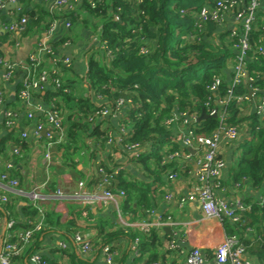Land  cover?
<instances>
[{"label":"crops","instance_id":"1","mask_svg":"<svg viewBox=\"0 0 264 264\" xmlns=\"http://www.w3.org/2000/svg\"><path fill=\"white\" fill-rule=\"evenodd\" d=\"M50 6L51 2L47 0H29L25 2L18 0L16 6L6 1L4 7L0 9V59L16 65L10 79L4 80L2 78L4 67L0 63V90L2 91L0 157L4 160L14 159L15 168L11 174L18 179L20 188L25 191L22 194H17L16 188L9 187L0 181V192L9 194L11 200L9 206L13 207L16 217L19 218V222H22L28 217L24 215L23 207L28 206L30 210H34L32 197L29 193L32 186L46 183V188L41 189V192L45 195L56 189L64 193H71L76 189L77 182L83 180L89 189L96 191L97 168L101 163L107 167L121 165L123 180L134 182L140 188H148L149 198L152 201L148 207L139 208L132 201L128 202L127 194H125L118 201V209H116L113 204L104 207H89L73 201L51 198L43 202L49 227L43 232L35 234L32 242L33 249L40 250L49 261L58 264H105L102 254L96 256L94 253L91 260L84 262H81L82 259L78 257L75 251L64 252L63 254L58 248V243L60 241L68 242L75 233H79L85 239H89L96 244L102 241L104 235L119 229L129 234L136 232L139 236L143 233L135 228V225L142 222H154L157 216L160 215L163 219L171 218V220L163 222L162 226L155 228L161 242L157 245V252L164 256L165 264H185V255L194 246L211 255L215 247L227 234L226 226L216 218L205 217L196 201L179 202L180 198L186 197L195 184L193 169L197 151L190 150L191 157L189 159H174L176 162L174 167L176 176L169 178L168 175L173 171L166 170L160 173L159 176L150 175L133 159L131 152L117 141H114L111 145H108L105 141L102 147L94 146L96 142L92 136L80 133L81 139H78L80 149L76 152L77 154L72 155L73 161H76V165L73 166L65 161V150L62 144L46 146V139L42 133L39 136L34 135L36 125L39 122L45 123L46 115L55 103L59 107L61 119H64L71 113L68 107L73 102L66 103L63 97L59 96L54 86L48 82L42 90L32 92L29 100L31 105H25L18 96L21 78L24 74V68L21 64H25L30 55H36L39 57L37 67L39 70L45 69L50 73L54 70L58 71L61 81L72 83L75 88L74 93L86 96L90 94L83 82V76L86 72V54L93 51L96 53L95 55H103L99 44L101 25L96 26L97 24H95L96 29H93L89 35L86 37L82 35V28H88L91 22L82 21L81 18L84 17L85 12L80 8V5L72 10L54 11L56 12L54 14L50 13L53 10ZM69 10L77 14V17L80 16L76 23L72 22L66 14ZM31 11L34 12L33 19H36L37 16L42 18L38 24H34L29 29L28 26H30V23L32 25V22H30L32 20L27 14L25 15L27 18L25 32H16L4 28V25H9L17 21L22 14L24 15L22 12L26 14V12ZM66 20H70V27H66ZM94 21H92V28ZM257 23L264 25V0L259 2ZM51 24H54L52 35L44 39L45 31ZM258 24L254 25L255 28ZM218 32L225 34L226 41H231L234 33L241 34L240 24L233 13H226L223 22L220 25L216 24V34L213 35L216 41L219 37ZM42 41H46L50 47L51 45L54 46V55L70 57L71 65L65 68L62 65L52 64L50 56L40 49ZM262 43L264 45V39ZM232 52L235 54L233 47ZM232 63L233 59L229 58L227 67L224 69V77L227 80H230L231 77ZM70 88L71 90L74 89ZM92 100L95 101L96 105L105 102L104 98L99 95L93 96ZM254 100L255 98L250 103L244 104L241 116L245 117L248 113L254 111L252 103ZM6 110H12L16 113L12 125L6 123ZM28 112L33 113L31 118L27 117ZM125 116L126 105L121 107L114 116L102 118L103 122L100 119V122H102L101 127L114 130L113 134L116 136L119 122ZM245 126L247 125L245 124ZM176 128L181 130L182 134L186 131V127L180 123L176 125ZM23 131L28 133L25 140L21 138ZM127 135L129 134L127 133ZM180 136L179 134L176 136L178 145H180L178 140ZM241 136L242 131H240L236 140L227 141L222 138L219 144V154L225 161V167L217 179L214 192L216 197L231 206L235 205L237 201L248 198V196H252L254 200L258 201L261 199L260 193L254 188L245 183L242 186L238 185L231 178L242 153ZM14 146L20 147L21 156L14 157L12 155L11 151ZM170 148L171 145H165L162 154ZM154 162V159L150 160L151 170L153 171L155 170ZM1 169L2 167H0ZM127 205H131L133 210L128 211ZM78 208L81 209L80 213L76 212ZM171 240L176 242L174 249L167 248V244ZM109 244L116 252V264H151V262H147V252L137 258L133 255V242L126 236L114 238ZM246 257L253 264H264V259L260 260L256 255L246 253ZM82 258L85 259L83 256Z\"/></svg>","mask_w":264,"mask_h":264},{"label":"trees","instance_id":"2","mask_svg":"<svg viewBox=\"0 0 264 264\" xmlns=\"http://www.w3.org/2000/svg\"><path fill=\"white\" fill-rule=\"evenodd\" d=\"M214 1L97 0L95 7H91L88 0L79 1L80 8L85 12L82 21L95 20L93 29H96L95 24L101 25L99 44L103 55H95L93 51L86 54L83 82L86 90L90 91L89 95H77L74 93L75 88L72 83L65 81H61L62 86L56 89L66 103L73 102L68 107L71 113L62 119L64 125L66 124L68 135L67 143H62L65 150L64 158L68 164L76 165L72 155L80 149L78 144V139H81L80 133L92 136L96 142L94 146L102 147L105 144L108 129L101 127L103 117L90 122L85 119L99 106L108 105L114 109L115 100L121 97L130 99V103L126 104V116L119 122V127L129 134H123L124 143H137L141 147L140 153L133 155V159L153 176H159L166 170L175 172V160L163 163L162 159L168 152L171 154L181 148L176 143V136L181 135L182 132L176 128V125L180 123L182 126H188V123H183L182 114L195 113L197 119L202 112L207 114V102L210 103L209 106L219 109L215 97H223L230 84V80L224 77V69L227 67L228 59L234 58L232 47L237 35L231 41H226L225 34L218 32L219 37L216 41L213 37L216 34L215 22L209 21L203 29H197L194 25V15L198 9ZM22 13L24 17L28 14L32 20L29 29L42 19L39 16L33 19V11ZM66 14L74 23L80 18L70 10ZM115 15H118L119 19H114ZM256 24H258L257 14L254 25ZM254 25L249 34L251 50L248 53L246 67L252 78L250 87L262 89L264 54L258 53L256 47L263 24H258L256 28ZM143 49L145 50L141 51ZM214 76L221 77V83L215 94L208 90V85ZM247 84L233 87L234 98L229 101L224 122L227 125H236L239 132L242 131L240 144L242 153L231 174L232 181L241 186L244 183L248 184L260 193L261 200H254L252 196L243 199L240 202L249 207L239 211V221L231 223L229 220H224L223 223L227 234H235L242 241L246 253L256 255L258 259L263 260L264 123L254 111L245 117L240 115L244 104L253 100L242 102L235 100L237 95L247 94ZM63 87L69 88L68 91H63ZM70 87L74 89L71 90ZM95 95L103 97L105 102L96 105L92 100ZM262 95H264L262 91L255 94L257 97ZM55 105L60 111L56 103ZM172 117H177L176 124L167 122ZM219 124L218 116L211 115L195 120L190 123V127L197 133L209 135ZM165 145H171V148L162 154ZM151 159L155 161L154 171L151 170ZM104 167L110 169L113 166L104 165ZM121 173L122 171L116 178L112 190L124 189L128 202L132 201L139 208L148 207L152 201L149 198V189L140 188L134 182H125ZM9 208L11 215L19 219L13 207L9 206ZM126 208L128 211L133 210L131 205H127ZM23 211L24 215L30 217L35 213L28 206H24ZM76 212L80 213L81 209H76ZM18 224L23 226L21 222ZM141 233L143 234L137 236L136 232L129 234L120 229L109 232L103 236L102 241L96 243L95 254L101 255L102 245L111 243L114 238L126 236L133 242L135 237H139L138 248L142 252L141 256L147 252V262L165 264L164 256L157 252V245L161 242L155 228L148 233ZM30 251H33V246L29 248L28 252ZM77 255L82 259L81 262L86 261V258L83 259L79 253ZM49 263L58 264L54 261Z\"/></svg>","mask_w":264,"mask_h":264},{"label":"built area","instance_id":"3","mask_svg":"<svg viewBox=\"0 0 264 264\" xmlns=\"http://www.w3.org/2000/svg\"><path fill=\"white\" fill-rule=\"evenodd\" d=\"M8 1L12 5L16 6L18 0H0V9L4 7L5 2ZM51 2L52 11H62L64 9H74L79 5L80 0H47ZM97 0H88L91 7H95ZM260 0H215L212 4H204L198 9L195 14L194 25L198 29H203L209 21H213L220 25L226 13H233L236 20L240 24L241 34L234 33L233 37L236 39L233 43L235 55L233 58L230 84L228 85L227 93L223 96H216L215 103L220 107L217 109L214 106H209L207 102V114L217 115L220 119V124L211 134L205 135L203 133L195 132L190 123L197 120L196 114H182L183 123H188L185 133L181 134L179 140L180 150L166 154L162 162H168L176 158L189 159L191 157L190 150L197 151V157L193 169L195 177V184L192 190L186 195L181 197L179 202L184 201H196L199 205L205 217L216 218L221 224L224 220H229L231 223L239 221V211L246 209L249 206H245L240 201H237L235 205L231 206L221 201L216 197L214 187L217 184V179L220 177L222 170L225 167V161L219 154L220 140L226 139L227 141H234L239 137V129L236 125H227L224 122L225 114L229 101L233 97V87L238 84H247L248 90L251 94L237 95L235 100L242 102L248 99H254L253 110L259 116L260 121L264 123V96H255L257 92L262 91L264 93V86L262 89L257 87H250V81L252 78L248 74L246 67V60L248 53L251 50L249 42V34L252 30V26L256 22V14ZM84 12V11H83ZM114 19H119L118 15L114 16ZM27 18L21 16L17 21L4 25V28L11 31L22 32L25 29ZM70 20H66V27H70ZM54 24H51L45 31L44 39L52 35ZM262 32L259 35L258 44L256 50L260 54H264V45L262 43L264 39V25L261 28ZM40 49L43 53L50 56L51 63L54 65H62L65 68L71 65L70 57H59L54 55L53 49L46 41H42ZM145 49L141 50L144 51ZM4 67L2 72V78L4 80L10 79L13 71L16 67L15 64H10L0 59ZM39 65V57L36 55H30L28 61L25 64H21L24 68V74L21 78V87L19 89L18 96L20 100L30 106L29 102L31 93L34 91H40L44 88L46 83H50L55 89L62 86L61 79L58 71H51L41 69L37 67ZM221 83L220 76H214L212 82L208 85V90L215 94ZM63 91H68L67 88H62ZM257 99V100H256ZM2 102V91L0 90V104ZM130 103L128 98H120L115 100L114 109L108 105L99 106L87 117L86 121H95L101 117L114 116L118 110ZM40 109V108H37ZM32 112L27 113V117L31 118ZM16 113L12 110L5 111V119L8 125L14 123ZM168 123H177V117H172L167 120ZM178 124V123H177ZM47 125V126H45ZM46 128L44 134L46 139V146L54 144L67 143L68 135L67 130L62 122L59 111L55 105L46 115L45 123L39 122L34 129V135L39 136L41 131ZM123 128L119 127V131L114 136V130L108 129L106 131V143L111 145L114 141L131 152L132 155H137L141 151V147L137 143H124V135H127ZM28 137V133L23 131L21 138L25 140ZM127 137V136H125ZM14 157L21 156V149L19 146H14L11 151ZM48 157V154L46 155ZM0 181L4 182L9 187L16 188L17 194H22L25 191L20 188L18 179L11 174L15 168L14 159L4 160L0 157ZM122 171L121 165H115L110 169H106L104 165L99 163L97 168L98 182L97 190L93 191L89 189L83 180L77 182L76 189L71 193H64L59 189L49 191L48 194L41 192L42 188H46V183L42 185H34L30 189L29 193L32 197V206L35 213L30 217H26L21 223V227L18 223L19 220L14 218L10 213V197L7 192H0V264H50L48 258H46L40 250L28 252L29 248L33 246L35 234L43 232L49 227L46 221L47 212L43 207V202L54 199H62L66 201H73L82 206H100L104 207L109 204H113L118 209V201L124 197L125 192L122 189L112 190L116 181V178ZM176 172L170 173L169 178H174ZM261 200V199H260ZM171 218L163 219L162 216H157L154 222H142L135 225L139 231L148 233L152 228L162 226L163 222L169 221ZM139 237H135L133 241L132 253L137 258L141 256V251L138 248L140 242ZM176 247L175 240L169 241L167 248L174 249ZM58 248L64 254L69 251H75L83 257H87L86 260H91L96 249V244L82 237L81 234L75 233L70 240L60 241ZM101 254L105 264H116L115 257L116 252L109 244L102 245ZM22 260H19V259ZM21 261V262H20ZM152 264H161L160 262H154ZM185 264H253L246 257V247L239 240L235 234H225L223 240L215 247L211 255L204 253L199 247H192L185 255Z\"/></svg>","mask_w":264,"mask_h":264},{"label":"rangeland","instance_id":"4","mask_svg":"<svg viewBox=\"0 0 264 264\" xmlns=\"http://www.w3.org/2000/svg\"><path fill=\"white\" fill-rule=\"evenodd\" d=\"M89 22H91V23H90V25H88V28H84V29L82 28V35L85 36V37L87 35H89V33H91V31L93 30V28H92V21H89ZM120 98H117V99L119 100Z\"/></svg>","mask_w":264,"mask_h":264},{"label":"water","instance_id":"5","mask_svg":"<svg viewBox=\"0 0 264 264\" xmlns=\"http://www.w3.org/2000/svg\"><path fill=\"white\" fill-rule=\"evenodd\" d=\"M250 94H251V91L248 90V95H250ZM207 116H209V115L206 114L205 112H202L201 115L197 118V120H199V119H201V118H204V117H207ZM45 132H46V128H44V129L41 131V133H42L43 135L45 134ZM165 230H166V228H165Z\"/></svg>","mask_w":264,"mask_h":264},{"label":"bare ground","instance_id":"6","mask_svg":"<svg viewBox=\"0 0 264 264\" xmlns=\"http://www.w3.org/2000/svg\"><path fill=\"white\" fill-rule=\"evenodd\" d=\"M121 119V118H120Z\"/></svg>","mask_w":264,"mask_h":264}]
</instances>
